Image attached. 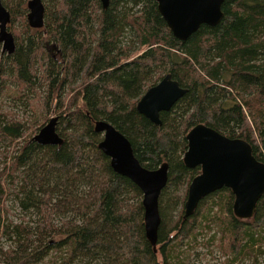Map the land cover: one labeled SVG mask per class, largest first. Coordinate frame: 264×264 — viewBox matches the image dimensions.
Returning a JSON list of instances; mask_svg holds the SVG:
<instances>
[{
	"label": "trees",
	"instance_id": "trees-1",
	"mask_svg": "<svg viewBox=\"0 0 264 264\" xmlns=\"http://www.w3.org/2000/svg\"><path fill=\"white\" fill-rule=\"evenodd\" d=\"M29 1L1 0L10 22L20 20L24 28L13 30L20 43L5 54L0 77L9 73L23 88L35 85L40 72L48 88L40 103L49 108L55 96L62 142L42 145L33 136L17 142L25 126L0 112V142L16 143L10 159L2 155L8 160L0 170V238L11 241L7 248L0 243V264H38L51 254L57 264H186L181 248L211 223L221 234L224 264H264L258 261L264 195L251 219L233 215L227 188L205 196L183 218L199 167L182 161L186 133L202 123L246 140L264 162V0H225L221 21L201 25L184 41L172 35L155 0H110L105 9L99 0H41L37 28L28 21ZM167 73L187 92L154 125L135 105ZM97 120L129 140L143 167L168 164L156 250L145 237L142 193L98 148ZM9 198L34 220L12 222Z\"/></svg>",
	"mask_w": 264,
	"mask_h": 264
},
{
	"label": "water",
	"instance_id": "water-1",
	"mask_svg": "<svg viewBox=\"0 0 264 264\" xmlns=\"http://www.w3.org/2000/svg\"><path fill=\"white\" fill-rule=\"evenodd\" d=\"M108 7L110 0H99ZM157 10L172 35L186 40L201 25L215 26L223 18L222 4L225 0H155ZM44 5L41 0L28 3V21L32 27L43 23ZM10 13L0 0V43L2 53L15 51V39L8 30ZM187 92L170 73L150 86L137 100L136 111L154 125H160V113L169 111ZM57 117H51L33 136L42 145H57L62 138L56 131ZM94 131L102 135L98 148L109 158L114 172L130 179L142 193L143 223L145 237L156 250L157 231L160 223L158 198L168 179V164L158 168L143 167L133 153L129 140L111 123L94 122ZM187 148L183 164L188 168L199 167L192 178L183 207V218L192 215L198 203L208 194L227 188L233 195L232 213L241 220L251 219L260 198L264 195V162L252 152L249 142L230 138L217 130L199 123L185 135Z\"/></svg>",
	"mask_w": 264,
	"mask_h": 264
},
{
	"label": "rangeland",
	"instance_id": "rangeland-1",
	"mask_svg": "<svg viewBox=\"0 0 264 264\" xmlns=\"http://www.w3.org/2000/svg\"><path fill=\"white\" fill-rule=\"evenodd\" d=\"M23 28V23L20 20H14L8 24V30L13 35L14 32L20 33ZM13 30L15 31L13 32ZM17 42L20 43V38L17 41L15 39V43ZM50 52L51 55L55 54L54 57H56V50H52ZM5 54L6 53H2V44L0 43V66L1 64L6 65L5 70H7L8 64L4 60ZM40 75L41 74L39 72L35 85L27 84L23 88L19 87V85L12 79L14 76L9 73H5L2 79L0 77V112L3 114H10L13 119L25 126L24 137L22 140L17 141L20 143L21 141H24V138L27 139L30 138V136H34L51 117L59 116V113L55 110V96H53L54 99L51 101L49 108L42 107L40 103L41 97L43 98L46 96L48 90L45 81L40 79ZM65 91L66 90H63V93ZM35 92L37 95H35ZM59 125L60 119L57 128H59ZM14 144L16 143L6 144L4 142H0V170L3 167V163L5 161L7 162V160L13 155L15 149ZM2 155L7 156L8 159L5 160ZM5 205L9 209L8 217L12 220V222H20L25 217V219L34 220V214L30 213L25 215L19 209L17 203L10 198L6 200ZM215 210L216 208H214V211ZM202 227L205 228L202 229L200 234H197V240L192 241L190 246L184 245L181 248L182 253H184L182 256L185 259V263L224 264L225 255L220 250V246L223 244L220 242L221 234L219 233L218 228L213 223H211L208 227L206 225H202ZM0 243L7 248L11 244V241L7 240L5 237H1ZM54 256L55 254H51L45 258L44 261L38 264H57V259L54 258ZM263 258L264 255L258 257V261L261 263ZM235 264H251V260H237Z\"/></svg>",
	"mask_w": 264,
	"mask_h": 264
},
{
	"label": "bare ground",
	"instance_id": "bare-ground-1",
	"mask_svg": "<svg viewBox=\"0 0 264 264\" xmlns=\"http://www.w3.org/2000/svg\"><path fill=\"white\" fill-rule=\"evenodd\" d=\"M101 138H102V135H101ZM101 140V139H100ZM100 142V141H99Z\"/></svg>",
	"mask_w": 264,
	"mask_h": 264
},
{
	"label": "flooded vegetation",
	"instance_id": "flooded-vegetation-1",
	"mask_svg": "<svg viewBox=\"0 0 264 264\" xmlns=\"http://www.w3.org/2000/svg\"><path fill=\"white\" fill-rule=\"evenodd\" d=\"M49 121V120H48Z\"/></svg>",
	"mask_w": 264,
	"mask_h": 264
}]
</instances>
